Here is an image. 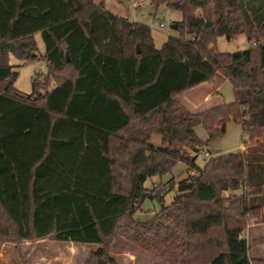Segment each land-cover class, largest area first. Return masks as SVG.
<instances>
[{"label": "trees", "instance_id": "16d2710c", "mask_svg": "<svg viewBox=\"0 0 264 264\" xmlns=\"http://www.w3.org/2000/svg\"><path fill=\"white\" fill-rule=\"evenodd\" d=\"M150 1L184 17L160 47L104 0H0V243L97 245L85 264H118L110 246L128 238L172 264H264L243 236L264 209V0ZM38 33L49 76L23 94L10 57L38 58ZM238 34L247 50L217 48ZM224 80L232 103L181 102ZM234 121L244 149L206 158ZM178 163L187 177L167 182L177 193L166 204L145 182ZM147 199L159 207L143 219Z\"/></svg>", "mask_w": 264, "mask_h": 264}, {"label": "rangeland", "instance_id": "374dc122", "mask_svg": "<svg viewBox=\"0 0 264 264\" xmlns=\"http://www.w3.org/2000/svg\"><path fill=\"white\" fill-rule=\"evenodd\" d=\"M97 2L102 0H96ZM139 4L134 6L130 0H104L106 7L114 15L128 18L132 21L142 22L151 28V33L154 38V42L157 47H160L170 35L181 36V31L174 27V24L183 22V13L180 10L169 8L166 5L157 6L150 0H138ZM37 40L38 58L31 60H23L11 55L10 64L14 65V68L19 72V76L15 81V86L23 93H31L33 91V80L38 79L40 83L47 80L49 76V68L43 57L45 53V43L43 37L38 33L35 35ZM217 48L222 52H238L247 50L250 46L248 37L246 34H238L234 37L228 38V36H220L216 43ZM48 88L53 89L56 86L54 78L51 76L48 80ZM208 84V83H207ZM204 85L195 92L194 96L199 99V103H206L205 95H208V99L213 102L217 96L212 95L209 92L208 85ZM219 90L224 102L232 103L236 95L231 82L224 80L219 86ZM196 103H192L190 108H196ZM228 129L223 137L215 140V143L209 144L207 150L221 151L226 150L229 147L228 152L239 150L242 143V128L234 122L228 123ZM198 136L201 140H206V131L203 127L199 126ZM214 142V141H213ZM206 148V147H205ZM227 152V151H223ZM204 156L199 155L200 162L203 161ZM174 177L177 181L187 177V166L183 163H178L170 174L164 176H154L149 178L145 182V186L148 189L155 188L157 191H161L160 195L164 196V202L169 204L175 194L176 189L171 185H166L167 182ZM238 193L241 191L238 190ZM156 194V193H155ZM159 207V201L147 199L143 208H145L148 215H152L155 209ZM143 215L142 218L148 217ZM264 209L261 216H250L251 225L253 222H258L263 219ZM243 236L247 238V229L244 231ZM251 244V242H250ZM97 245H81L71 242H60L54 239H47L36 241L34 243L23 242L21 244H14L9 242L0 243V260L2 264H85L90 255L97 249ZM255 251L264 255V241H256ZM109 254L114 256L118 264H172L168 260L159 255H155L151 251L145 249L143 246L135 243L128 238H116L111 244ZM255 255L253 252L252 256Z\"/></svg>", "mask_w": 264, "mask_h": 264}, {"label": "crops", "instance_id": "0c3cea01", "mask_svg": "<svg viewBox=\"0 0 264 264\" xmlns=\"http://www.w3.org/2000/svg\"><path fill=\"white\" fill-rule=\"evenodd\" d=\"M208 83V84H207ZM208 85V88H209V92L212 93V95H216L217 98L211 102L210 99L207 100L208 98V95H205V100H206V103L202 104V106L200 104H197L201 101H199V99L197 98V96L195 97L194 93L197 92L198 89H200L201 87H203L204 85ZM181 99V102L183 103V105L185 107H187L190 111L192 112H199V111H202L203 109H206V108H210L212 106H215L217 104H220L222 103L224 100L221 96V93H220V90H219V87L215 88V86L212 84V83H209V82H204V83H201V85H198V86H195L187 91H185V93L182 95V97L180 98ZM192 103H196L197 105H200V106H197L196 108H190V105ZM198 128H200L199 126L196 128V131L198 133ZM201 134L203 133L204 131V127L201 129ZM206 136H207V133H206ZM151 142L153 144H159L161 142V136L159 134H155L152 138H151ZM216 141L212 142V143H215ZM240 146V149H244V144L243 142L238 145ZM223 151H229V147L226 149V150H219V151H214V149L210 152L213 154V155H217L219 153H224ZM143 215H148V214H141L139 215V217L143 216ZM247 235H248V239L249 241V245H250V256L251 258H258V259H263L264 260V255L260 252H257L254 250L255 248V244H256V241H260V240H263L264 241V220L263 222H253L252 225L247 229ZM253 252L255 253V255L252 256Z\"/></svg>", "mask_w": 264, "mask_h": 264}, {"label": "built area", "instance_id": "2783aa9c", "mask_svg": "<svg viewBox=\"0 0 264 264\" xmlns=\"http://www.w3.org/2000/svg\"><path fill=\"white\" fill-rule=\"evenodd\" d=\"M130 2H132V4H133L134 6H136V5L139 4L138 0H130ZM201 152H202V154H203L206 158H208V157L211 156V153H210L208 150H203V151H201Z\"/></svg>", "mask_w": 264, "mask_h": 264}, {"label": "water", "instance_id": "95a60500", "mask_svg": "<svg viewBox=\"0 0 264 264\" xmlns=\"http://www.w3.org/2000/svg\"><path fill=\"white\" fill-rule=\"evenodd\" d=\"M174 27L176 28L177 27V24H174ZM230 38V37H228ZM137 50H139V48L137 47ZM140 51V50H139ZM67 61L69 62L70 61V57H69V53H67Z\"/></svg>", "mask_w": 264, "mask_h": 264}]
</instances>
